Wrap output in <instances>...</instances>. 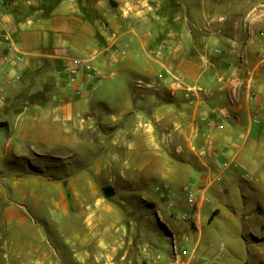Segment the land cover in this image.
<instances>
[{
  "label": "crops",
  "instance_id": "1",
  "mask_svg": "<svg viewBox=\"0 0 264 264\" xmlns=\"http://www.w3.org/2000/svg\"><path fill=\"white\" fill-rule=\"evenodd\" d=\"M5 1L0 217L43 230L23 233L19 253L26 264H46L50 239L41 223L64 215L65 229L50 225L68 236V252L53 248L63 264H157L155 243L141 229H121L120 208L99 191L140 190L185 174L211 186L228 170L225 160L251 168L264 142V0ZM5 31L23 62L12 61ZM68 56L91 59L97 76L82 70L68 84ZM203 144L214 151L200 154ZM66 153L79 166L51 164L56 173L47 176L45 161ZM83 189L94 202L81 200ZM71 206L81 214L72 217ZM184 256L182 264H194L195 256Z\"/></svg>",
  "mask_w": 264,
  "mask_h": 264
},
{
  "label": "rangeland",
  "instance_id": "2",
  "mask_svg": "<svg viewBox=\"0 0 264 264\" xmlns=\"http://www.w3.org/2000/svg\"><path fill=\"white\" fill-rule=\"evenodd\" d=\"M223 16L226 20L227 15ZM214 18L215 15H211L208 20L214 21ZM218 20L223 21L222 18ZM66 154L65 159L45 161L47 176L56 173L53 166L56 164L71 163L73 167L79 166L73 154ZM251 162V168L246 171L240 170V167L229 168L211 186H208L207 181L202 182L198 175L185 174L174 183H149L145 188L134 191L109 187L99 193L111 200L115 209L120 208V228L126 225L131 231L141 229L155 243L159 254L157 264H169L172 261L174 245L178 246L180 253L183 249L189 251L185 258L195 256L194 264H264V142L257 145ZM206 187L205 203L198 214L199 199ZM190 191L194 194L193 205L188 201ZM44 192L51 193L52 190L44 189ZM80 192L82 201L94 202L90 198V191L83 189ZM67 193L68 197H74L71 191ZM126 198H134L138 202L132 206L120 205ZM70 208L72 217L74 213L81 214L77 211L81 206ZM54 217L52 221L58 222L49 225L40 222L50 239L48 243L43 241L49 257L46 264H63L60 261L61 252L56 253L53 248L67 251L64 244L68 236H58L55 230H51L50 225L54 227L53 224L57 223L65 229L70 217ZM198 218L201 221L199 227L191 222ZM168 229L172 231V237ZM82 230L86 231L85 225ZM26 231L36 234L43 232L38 222L26 227L4 222L0 217V264H26L19 253L25 245L26 238L23 233ZM186 236L189 237L188 241L184 240ZM70 239L74 241V238ZM34 260L35 258L27 259V264H34ZM173 262L182 264V260L177 262L175 257Z\"/></svg>",
  "mask_w": 264,
  "mask_h": 264
},
{
  "label": "built area",
  "instance_id": "3",
  "mask_svg": "<svg viewBox=\"0 0 264 264\" xmlns=\"http://www.w3.org/2000/svg\"><path fill=\"white\" fill-rule=\"evenodd\" d=\"M5 5H6V1L0 0V17L3 16ZM261 34L264 36V31H262ZM2 36L4 40L7 42V51L8 54L11 55L12 61L16 62L17 64L23 62L24 61L23 55L21 54L17 46L12 42L10 32L5 31ZM82 70L86 71V75L88 79H93L98 74V71L91 59H80L77 57H70V56L65 58L64 71L66 73V77H67L66 79L68 84H75L78 80L79 73ZM208 150H211L213 152L214 148L211 145H207V144H203L198 147V151L200 152V154L203 155H205L208 152ZM222 167L223 169L239 168L240 164L237 161L225 160L222 163ZM188 201L193 205L194 194L191 191L188 195ZM184 240L188 241L189 237L188 236L184 237ZM173 254L178 262L181 260L182 256L189 254V251L187 249H183L180 253L178 246L174 245Z\"/></svg>",
  "mask_w": 264,
  "mask_h": 264
}]
</instances>
